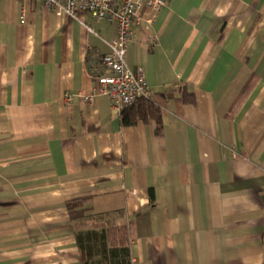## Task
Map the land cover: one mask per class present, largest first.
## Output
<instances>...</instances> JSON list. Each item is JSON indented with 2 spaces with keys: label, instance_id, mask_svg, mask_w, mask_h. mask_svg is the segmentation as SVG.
<instances>
[{
  "label": "crops",
  "instance_id": "1",
  "mask_svg": "<svg viewBox=\"0 0 264 264\" xmlns=\"http://www.w3.org/2000/svg\"><path fill=\"white\" fill-rule=\"evenodd\" d=\"M141 15L126 62L162 117L124 126L92 96L88 61L116 24L0 0V264H83L66 209L81 197L123 211L132 264H264V0H167L154 24Z\"/></svg>",
  "mask_w": 264,
  "mask_h": 264
},
{
  "label": "built area",
  "instance_id": "2",
  "mask_svg": "<svg viewBox=\"0 0 264 264\" xmlns=\"http://www.w3.org/2000/svg\"><path fill=\"white\" fill-rule=\"evenodd\" d=\"M46 7L58 10L60 14L75 16L77 11H83L92 17L96 23L111 21L116 24L117 34L107 42L109 52L99 57V64L95 65L94 58H88L91 72L94 76L95 95L108 96L111 107L115 112H121L125 106H130L138 100H149L152 90L145 80L142 67L132 69L126 62V51L133 36V27L139 26L142 21V10L147 9L149 15L146 23L154 24L159 12L167 6V0H42ZM81 24L88 32V48L99 37L87 20ZM149 46L157 44L154 30L145 36ZM71 95L66 96L67 109H71ZM162 106L163 101L160 100Z\"/></svg>",
  "mask_w": 264,
  "mask_h": 264
},
{
  "label": "trees",
  "instance_id": "3",
  "mask_svg": "<svg viewBox=\"0 0 264 264\" xmlns=\"http://www.w3.org/2000/svg\"><path fill=\"white\" fill-rule=\"evenodd\" d=\"M250 78L240 91L237 105L250 92L253 82ZM190 97H187L189 99ZM160 107L151 99L138 100L125 106L120 112L124 126L144 122L161 121ZM91 197L74 198L66 201V209L83 264H132L129 233L123 223L121 210L96 212Z\"/></svg>",
  "mask_w": 264,
  "mask_h": 264
}]
</instances>
